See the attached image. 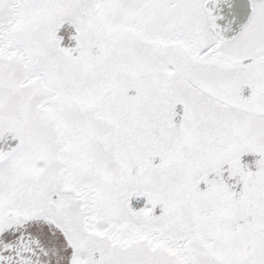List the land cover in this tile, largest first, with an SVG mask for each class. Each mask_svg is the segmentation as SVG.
Returning <instances> with one entry per match:
<instances>
[{"label":"snow or ice","instance_id":"obj_1","mask_svg":"<svg viewBox=\"0 0 264 264\" xmlns=\"http://www.w3.org/2000/svg\"><path fill=\"white\" fill-rule=\"evenodd\" d=\"M0 264H264V0H0Z\"/></svg>","mask_w":264,"mask_h":264}]
</instances>
